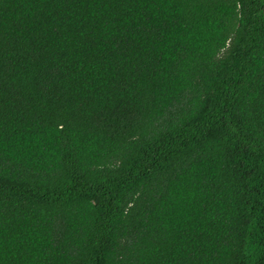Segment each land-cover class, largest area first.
<instances>
[{
	"label": "trees",
	"instance_id": "trees-1",
	"mask_svg": "<svg viewBox=\"0 0 264 264\" xmlns=\"http://www.w3.org/2000/svg\"><path fill=\"white\" fill-rule=\"evenodd\" d=\"M0 264H264V0H0Z\"/></svg>",
	"mask_w": 264,
	"mask_h": 264
}]
</instances>
